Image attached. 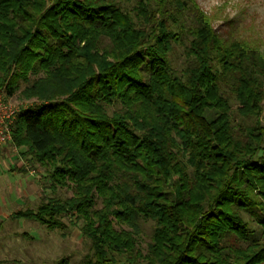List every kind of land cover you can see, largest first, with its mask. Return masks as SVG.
I'll use <instances>...</instances> for the list:
<instances>
[{
    "label": "trees",
    "instance_id": "obj_1",
    "mask_svg": "<svg viewBox=\"0 0 264 264\" xmlns=\"http://www.w3.org/2000/svg\"><path fill=\"white\" fill-rule=\"evenodd\" d=\"M220 17L197 0H0V91L39 101L9 144L51 193L13 217L77 224L74 264H264V42Z\"/></svg>",
    "mask_w": 264,
    "mask_h": 264
},
{
    "label": "rangeland",
    "instance_id": "obj_2",
    "mask_svg": "<svg viewBox=\"0 0 264 264\" xmlns=\"http://www.w3.org/2000/svg\"><path fill=\"white\" fill-rule=\"evenodd\" d=\"M197 2L204 10L218 9L221 17L217 24H221L224 16L228 15L235 30L257 36L264 42V0ZM180 60L181 57L177 56L175 64ZM7 100L20 106L39 103L34 97L19 96L18 91ZM20 149L12 148L9 142L0 146L3 151L0 155V264H52L63 255L69 256V264H74L88 251L77 224L72 225L63 219L66 228L48 229L37 221L13 217L16 210L35 208L42 197L51 195L44 187L47 184L45 168L22 158ZM56 192L60 197L70 195V191L65 189H57Z\"/></svg>",
    "mask_w": 264,
    "mask_h": 264
},
{
    "label": "built area",
    "instance_id": "obj_3",
    "mask_svg": "<svg viewBox=\"0 0 264 264\" xmlns=\"http://www.w3.org/2000/svg\"><path fill=\"white\" fill-rule=\"evenodd\" d=\"M26 107L9 102L4 92L0 91V146L11 140L12 124L19 111Z\"/></svg>",
    "mask_w": 264,
    "mask_h": 264
},
{
    "label": "crops",
    "instance_id": "obj_4",
    "mask_svg": "<svg viewBox=\"0 0 264 264\" xmlns=\"http://www.w3.org/2000/svg\"><path fill=\"white\" fill-rule=\"evenodd\" d=\"M1 154H3V151H2V150H0V155H1ZM1 157H3V156H1ZM16 171H19V170L16 169ZM18 210H22V209H18ZM18 210H16V212H17ZM24 219H25V218H24ZM28 220H29V219H28Z\"/></svg>",
    "mask_w": 264,
    "mask_h": 264
}]
</instances>
